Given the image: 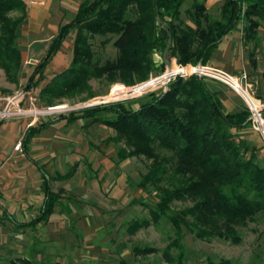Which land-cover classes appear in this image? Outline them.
<instances>
[{
  "label": "trees",
  "instance_id": "1",
  "mask_svg": "<svg viewBox=\"0 0 264 264\" xmlns=\"http://www.w3.org/2000/svg\"><path fill=\"white\" fill-rule=\"evenodd\" d=\"M184 2L82 0L71 19L59 27L35 67L38 78H29L26 88L43 79L45 67L73 32L70 65L40 90L48 104L81 93L91 96V79L130 85L147 79L152 72L163 71L162 54L169 35L167 55L181 65H207L218 43L240 22L245 42L258 47L264 0H224L217 15L207 8L206 0H193L182 10ZM27 14V0H0V68L11 82H18L22 70L18 40ZM96 38L100 46L111 42L116 51L113 58L102 60L96 56L92 45ZM254 52H250L251 57ZM251 62L256 67L255 57ZM218 93L206 78L192 74L179 76L166 91L152 92L142 99L90 107L55 118L100 119L115 131L112 140L125 144L127 149H119L120 159L144 155L151 160L140 186L155 187L159 201L150 209V219L131 221L127 231L134 234L150 223L169 221L175 233L170 247L178 250L175 256L169 250L164 252L169 262L184 264L181 241L185 229L200 239L218 238L238 245L242 242L241 228L250 223L262 224L264 243V151L237 133L250 125L247 107L227 112ZM101 112L112 116L97 118ZM46 125L39 122L33 126L26 140ZM44 192L38 219L46 221L58 201L46 176ZM173 201L190 205L173 210ZM137 251L145 254L155 250ZM0 264L30 262L12 257L0 260Z\"/></svg>",
  "mask_w": 264,
  "mask_h": 264
},
{
  "label": "rangeland",
  "instance_id": "2",
  "mask_svg": "<svg viewBox=\"0 0 264 264\" xmlns=\"http://www.w3.org/2000/svg\"><path fill=\"white\" fill-rule=\"evenodd\" d=\"M33 1L36 0H27L28 4ZM43 1L47 3L48 0ZM81 1L50 0L47 7L49 14L46 18H39L38 22L29 21L27 14L18 40L23 52L18 82L9 81L0 68V142L7 134H11L9 142L13 149V153L7 151L4 158L0 159V177L3 173L11 174L8 176L9 189L13 190L14 185L21 183L25 187V193H29L35 187L31 180L41 177L40 170H37L35 164L31 165V157L43 170L52 191L58 195L54 211L46 221L38 219L41 208L38 204L35 207L29 206L23 213L16 209L13 214H9L13 221L0 215V260L22 257L29 260L30 264H177L176 261L169 262L164 254L168 250L172 256L178 253L176 248L170 247L175 233L172 224L166 219H161L157 224L150 223L134 234L127 231L131 221L150 219V209L159 201V191L155 187L140 186L148 173L150 159L144 155L120 159L119 149L126 146L123 142L112 140L115 131L100 119L84 117L74 118L72 121H55L60 115L78 112L77 109L41 115L38 118L20 115V110L32 109L29 107L30 97L34 98L37 108L59 104L70 108L86 103H93L90 107H97L142 99L152 92L160 91L154 90L136 97L125 92L131 86L146 82L151 75L160 73L152 72L147 79L130 85L121 81L110 83L104 78L91 79V96L81 93L57 99L52 104L46 103L40 90L70 65L74 32L62 43L57 57L45 67L43 79L26 88L29 78H38L35 73L36 65L51 40L58 34L59 27L71 19ZM192 1L185 0L182 10L188 8ZM223 2L224 0H214L209 7L210 12L217 15ZM34 6L41 11L42 5ZM39 14L41 15L40 12ZM258 35V47L254 48L252 43L245 40L241 44L251 64V58L256 56L257 50H264V22ZM92 45L96 56L102 60L113 58L116 54L111 42L100 46L99 39L96 38L92 40ZM252 50H255L253 57L250 55ZM155 58L158 60L159 57L155 55ZM170 60L172 66L179 64L174 57ZM250 76L257 80L253 94L260 100L264 112V73L258 72L256 68ZM202 77L213 84L218 95L224 91L230 92L229 98L235 102L237 109L247 107L243 99L221 80L212 76ZM116 87L118 89L113 92ZM122 90L124 92L114 94ZM110 116L111 113L101 112L97 118L105 119ZM48 121L53 122L50 127L26 140L30 126ZM25 142L30 143L26 153L23 148ZM17 143H20L18 150L15 149ZM261 147L264 151L262 143ZM40 182L39 191L43 190V181ZM6 192L0 191V198ZM189 205L185 201L171 203L173 210ZM9 209L15 210L10 206ZM241 232L242 242L235 245L218 238L200 239L185 229L181 241L185 250L184 264H209V261L215 264L222 261L229 264H264L263 225L250 223L248 227L241 228ZM144 248L155 251L145 254L137 251Z\"/></svg>",
  "mask_w": 264,
  "mask_h": 264
},
{
  "label": "crops",
  "instance_id": "3",
  "mask_svg": "<svg viewBox=\"0 0 264 264\" xmlns=\"http://www.w3.org/2000/svg\"><path fill=\"white\" fill-rule=\"evenodd\" d=\"M213 1L212 0H206L207 8H209L211 6V3ZM48 3L50 4V0H48L47 3L43 0H36V1H33L32 4H28V19H30L29 21L34 20V21L38 22L43 17L46 18L47 15L49 14L48 8H47V7H49ZM34 4L42 5V6H40L41 11H39V8L37 6H34ZM39 12L41 13V15L39 14ZM242 43L244 44V35H243V26H241V22H240L235 26V28L231 32L226 34L222 38V40L218 43L217 47L214 49V51L212 53V56L209 60L208 65L211 67H215L216 69H220L226 73H230V74H233V73L239 74L243 70L247 71L249 74H251L253 72V70H256V68H257L258 72L264 73V50H257V53H255L256 54L255 60L257 59L255 63L258 64V66L256 65V68L253 69L252 64L247 59L246 50H243V47H241ZM46 51H45V53H46ZM21 53H23V52H21ZM57 55H58V52L54 55V57L51 59V61L49 63H51L55 59V57H57ZM22 58H23V54H22ZM67 67L68 66H66L64 69H66ZM263 89H264V85H263ZM230 95H231V93L226 92V91H224V93H221L219 95V97L222 101L223 107H224L225 111H227V112H232L235 109L237 110V106H236L235 102H233L229 98ZM77 115H79V114H77ZM78 118H84V117H78ZM86 118L93 119L91 117H86ZM64 120L65 121H72L70 119L66 120V118L61 119V120H55V121L60 122V121H64ZM52 123H53L52 121H48L47 125L45 126L44 129H47L48 127H50ZM36 125H38V124H34V125L30 126L27 129V131L29 132L30 129ZM37 133H39V132H37ZM237 133L239 134L241 139L248 141L249 143H251L252 145H254L258 148L261 147V143H262V145H264L259 133L255 130H253L250 125L246 128L238 130ZM3 139L4 140H2L0 142V159L4 158V155H5L4 153L7 151L13 153L12 143L9 142L10 139H12L11 134L10 135L7 134V137H4ZM29 144H28V142H25L23 145L25 153L28 152L27 150H29V148H28ZM30 160H31L30 161L31 165L35 164V166L37 167V170L38 171L40 170L41 177L39 179L33 178L34 180H31V183H33L35 187H33L29 193L28 192L25 193V187L23 185L21 186V183H17L16 186L14 185L12 188H15V189H13V190L9 189L8 176H11V174L7 175V174L3 173V175L0 177V191H2V190L7 191L0 198V215L4 216V218H6L7 220L13 221L12 220L13 217L10 216L9 214H13L12 212L16 211V209H17V211H21V213H23V212H26L25 210L31 205H33L35 207V205L38 204V205H41L40 207L42 208V206L44 204V201H45V192H44L45 174H44L43 170L40 169L39 164H36V161H33V159H31V157H30ZM30 179H32V178H30ZM40 181H43V190H41V191H39V185L41 184ZM26 199H27V202H26ZM9 206L15 210H13V211L10 209L8 210ZM10 258H12V257H10Z\"/></svg>",
  "mask_w": 264,
  "mask_h": 264
},
{
  "label": "built area",
  "instance_id": "4",
  "mask_svg": "<svg viewBox=\"0 0 264 264\" xmlns=\"http://www.w3.org/2000/svg\"><path fill=\"white\" fill-rule=\"evenodd\" d=\"M202 76H212L232 88L245 102L247 109L249 111L250 126L253 130L257 131L264 143V112L263 105L260 100L256 99L254 96L253 89L257 84V80L252 78L250 74L246 71L240 72L238 75H231L222 70L216 68L197 64V65H173L170 70L165 69L157 75H151L150 78L139 85L131 86L125 90L130 96H139L147 92L154 90H165L171 82H173L179 76H189V75ZM113 91V90H112ZM118 92V91H116ZM124 92L123 90L120 91ZM34 98L30 97L29 107L32 108L28 110H20V115H30L36 118L41 115L53 114L62 112L65 110H79L84 107H90L94 105L93 103H86L84 105H78L73 107H67L65 104H59L55 106H48L46 108H37L34 104ZM98 103V102H95ZM15 149H20V143L15 145Z\"/></svg>",
  "mask_w": 264,
  "mask_h": 264
},
{
  "label": "water",
  "instance_id": "5",
  "mask_svg": "<svg viewBox=\"0 0 264 264\" xmlns=\"http://www.w3.org/2000/svg\"><path fill=\"white\" fill-rule=\"evenodd\" d=\"M158 22L160 23L161 20L158 18ZM170 45H171V38H170V35H169V39H168V42H167V46L165 47V49L163 50V60L165 62V67L170 70L171 67H172V62L170 60V56H167L168 54V51H169V48H170ZM199 64H201V62H199ZM168 89V86L166 87V89L164 91H166Z\"/></svg>",
  "mask_w": 264,
  "mask_h": 264
},
{
  "label": "bare ground",
  "instance_id": "6",
  "mask_svg": "<svg viewBox=\"0 0 264 264\" xmlns=\"http://www.w3.org/2000/svg\"><path fill=\"white\" fill-rule=\"evenodd\" d=\"M118 88L116 87V88H113V92L115 91V90H117ZM119 94L120 93V91H118V92H116V93H114V94ZM113 97H115V96H113Z\"/></svg>",
  "mask_w": 264,
  "mask_h": 264
}]
</instances>
